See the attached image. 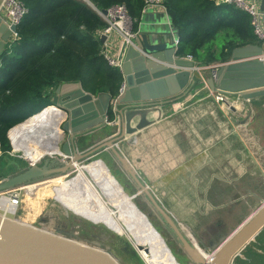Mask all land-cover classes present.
Segmentation results:
<instances>
[{
  "label": "water",
  "instance_id": "95a60500",
  "mask_svg": "<svg viewBox=\"0 0 264 264\" xmlns=\"http://www.w3.org/2000/svg\"><path fill=\"white\" fill-rule=\"evenodd\" d=\"M84 1L95 10L97 9L90 0ZM259 2L264 19V0ZM101 12L107 14V9H101ZM17 28L15 24L9 26L7 19L0 14V55L6 50L12 32ZM164 31L160 32L153 28L139 29L133 38V43L123 42L120 45L118 59L122 61L124 81L117 96H112L109 92L95 95L86 91L80 81L58 84L52 98V105L61 110L63 119L47 120L44 124H39L35 132L29 135L42 147L55 149L54 154L46 153L38 161L30 162L23 171L1 179L0 194L20 185L47 181L59 176H66L68 182L78 173L75 163L89 161L96 153L110 150L161 219L172 228L191 259L190 264H264V199L262 196L254 193L263 204L242 225L230 234L222 230L217 232L214 237L212 236L213 239L205 244L195 235L185 232L182 225L159 202L143 176L135 170L120 149V143L125 140L136 143V136L127 135L132 118L142 112L151 113L159 106L177 100L197 84L196 73L206 69L191 57L179 56L174 45L176 36L174 31L172 29ZM106 38L105 34L102 35L101 41L105 42ZM214 68H211L215 71L214 74L205 79L212 91L228 96L239 95L247 103L264 96V45L250 43L235 47L232 49L230 60ZM110 109L115 112L116 119V123L112 124L120 125V129L110 137L81 151L78 143L82 135L93 134L106 125H112L107 123L110 119ZM232 110L236 108L233 107ZM57 124L61 132H55L54 128ZM12 129L8 136L15 149L10 137ZM54 157H56L55 164L51 163ZM43 160L45 161L42 163ZM100 162L106 167L102 160ZM107 170L110 173L108 168ZM111 176L114 186L118 188L116 191L128 197L126 204L130 210L141 217L143 226L145 225L149 232L159 237L164 248L172 254L167 240L156 229L148 215L138 208L131 197L124 192L118 180L112 174ZM64 183L65 180L62 185ZM109 205L117 209L115 212L118 213L119 209L112 202L109 201ZM75 214L97 223L86 216ZM105 225L110 230L121 234L109 225ZM126 237L140 254L142 250L151 252L149 243L147 246L135 239H130L127 235ZM199 247L205 248V251H207L206 248L214 250L209 262ZM0 264L122 263L111 252L101 247L67 238L60 233L38 227L19 218L0 214Z\"/></svg>",
  "mask_w": 264,
  "mask_h": 264
},
{
  "label": "rangeland",
  "instance_id": "374dc122",
  "mask_svg": "<svg viewBox=\"0 0 264 264\" xmlns=\"http://www.w3.org/2000/svg\"><path fill=\"white\" fill-rule=\"evenodd\" d=\"M209 72L211 73L212 69H210ZM200 79H203V77ZM202 83L205 85V82ZM197 84L194 86V89L199 87ZM55 89V87L48 88L46 92L51 94L53 98ZM204 89L207 88L205 87ZM204 92L206 93L207 91L205 90ZM205 93L203 94L204 98H202V101L212 96L211 94L206 96ZM199 98L200 97H196L191 100L189 104L195 105ZM202 101L200 100V102ZM176 109L177 111L181 110L182 106L174 108L173 110L175 111ZM171 111L172 110L169 112ZM257 115L258 118L254 123L252 122L250 127L252 131H250L252 135L251 156L253 155L259 159L258 161L261 163V167L260 165L257 167L260 171V175L251 176V178L259 179L257 182H217L218 178L221 176H208L209 163H206L207 165L205 162L201 164V162L195 160L197 163L195 165L197 168V171L195 169L196 174L186 175L188 180L194 182L193 185H191L190 182L187 183L190 184V186L184 184L186 188L183 191L179 187L182 184L181 176L176 173L178 170L174 169L179 167V162L183 157L186 156L187 158V155H189L188 153H190V150L186 145L190 146V148L196 147V154L199 159L201 157L209 158L212 145L221 148L227 138H229L230 141H234L239 148H242V140L236 135H233V131L231 130L226 131L227 135L230 134L229 136L224 135L221 139L212 135L210 128L203 130L204 133L201 131L199 135H196L193 130L186 134L184 130L179 128L177 123L174 125L175 132L174 128L168 131L166 129V122L168 120L165 119V115H159L154 118L150 113L142 112L130 120L127 129V135L129 137L138 136L137 144L125 140L120 143V149L138 173L143 176L145 170L149 172V177L144 178L146 184L154 192L159 202L171 212L174 218L182 223L186 229L187 227L194 229L196 231L194 232L198 236H202L208 242L221 230L230 234L237 227L242 225L244 221L263 204L262 200L257 199L254 195V192H256V194L262 196L264 199V112L258 109ZM203 124L204 127H210V123L207 124L203 122ZM119 129L120 125L118 124L106 125L98 132L90 134V136L82 137L81 142L85 145H82V147L78 146V148L82 151L89 145H95L110 137ZM176 142L179 143L181 147L175 145ZM28 143L34 144L33 139H29ZM181 148H183V151L178 150ZM14 151L15 149L9 153H4L0 148V180L23 171L30 164L28 160L23 158V152L13 154ZM253 156L251 167L256 164V162L254 163L253 161ZM55 160L56 157L51 160V163L55 164ZM100 160L105 163L110 174L118 180L124 192L131 197L141 211L148 215L156 229L167 240V244L175 258L181 264H190L191 259L176 236L167 230V225L164 220L161 219L157 211L136 186L110 150H102L93 155L89 161L84 160L81 164H88ZM44 161L45 160H43L42 163ZM188 163L194 165V160H190ZM186 178L183 179L185 180ZM228 178L233 179L234 177L229 173ZM246 179L250 180V177H246ZM79 180H81L80 182L83 186H86V188L90 190L89 183H87L83 177ZM18 187L23 188L21 191L23 203L16 209V213L7 212L6 215L8 217L26 219L38 227L60 233L67 238L101 247L111 252L122 264H147L144 257L134 248L126 235H121L110 230L102 222L95 223L76 215L67 210L59 200L52 196L41 198L39 206L37 205V207L29 200V195H27L25 191L26 185H20ZM179 192L184 196L182 197ZM30 197H32L34 201H38L36 198L37 195H31ZM245 202L248 203V206H244ZM234 205L236 206L235 212L232 213L231 217H228V213L232 211ZM123 210L131 212L127 204L124 205ZM3 213V210H0V214ZM137 216L138 222L136 224L141 226L139 231L140 239L138 241L152 244L157 249L160 259L175 260L168 254V250L164 248L161 240L157 236L156 239H152L151 236H153V233L149 232L145 228V225L143 226L141 217L138 214ZM127 217L129 218V213H126V218ZM220 218H224L228 221L229 225L219 227L220 229L216 230L215 233L211 228L216 220ZM187 233H189V231ZM206 250L207 257L209 253H214L212 248H206ZM211 257H208V259H211Z\"/></svg>",
  "mask_w": 264,
  "mask_h": 264
},
{
  "label": "trees",
  "instance_id": "16d2710c",
  "mask_svg": "<svg viewBox=\"0 0 264 264\" xmlns=\"http://www.w3.org/2000/svg\"><path fill=\"white\" fill-rule=\"evenodd\" d=\"M29 8L18 27L20 39L0 55V148L13 150L10 129L52 105L46 89L80 81L95 95L120 93L124 76L103 54L99 32L105 20L84 0H22ZM97 9L124 3L134 30L145 0H90ZM180 36L178 55L202 66L226 62L232 49L256 42L250 16L217 0H164ZM258 41V40H257ZM202 82L200 78L197 85ZM110 120L115 112L110 109Z\"/></svg>",
  "mask_w": 264,
  "mask_h": 264
},
{
  "label": "crops",
  "instance_id": "0c3cea01",
  "mask_svg": "<svg viewBox=\"0 0 264 264\" xmlns=\"http://www.w3.org/2000/svg\"><path fill=\"white\" fill-rule=\"evenodd\" d=\"M148 28H153L160 32H165L164 30L172 29V31H174L176 35L175 39L180 38L179 32L177 28L174 26L169 13L158 7H146L143 13L142 19L139 24V29H148ZM115 43L118 46L114 45L112 47L111 54L118 57L120 46L117 42ZM254 43L259 44L257 40ZM228 60H230V57L228 58ZM218 63H222V62H217L213 64H218ZM209 70L210 68H206L202 72V77L204 80L211 75L212 72L210 73ZM196 76L197 78H201V76L198 73H196ZM203 79L200 80L204 82ZM202 82H200L199 85H197L199 87H197L196 89H194L193 87L186 94L180 96L177 100L159 106L157 109L151 112L150 115H152L154 118H156L159 115L161 116L165 115V119L168 120L166 122L167 125L166 129L168 131L173 129L174 125L177 123L179 128L184 130L186 134H188L190 131L193 130L196 135H199L201 134V131L202 133H204L203 130L210 128V132L212 133V135H215L217 136V138L221 139L224 135H227L226 134L227 130L228 131L231 130L233 131V135H236L240 140H242L243 144L241 146L242 148H239L234 141H230L229 138H227L226 142H224V145L221 148H219V146L214 147V145H212L211 154L209 158L201 157L200 159L196 154L197 151L196 147L190 148V146L186 145L187 148L190 150V153H188L189 155H187V158L186 156L183 157L179 162L180 163L179 167L174 169V170H178L176 173L179 176H181L180 178L182 184L179 187L183 191L186 188L184 187V184L190 182L191 185H193L194 182L188 180L186 178V175L196 174L197 168L195 165L197 163L195 162V160H197V162H201V164H203L204 162L205 164L209 163L208 176L210 177H212L213 175L221 176L220 178H218L217 182H225V183L247 182V181L257 182L259 179L251 178V176L260 175V171L258 170L257 167L261 163L258 161L259 159H257L252 155L254 158L253 161L254 163L256 162V164L255 166L251 167L252 166V156H251L252 135L250 133L251 131L250 127L252 122L254 123L255 120L258 118L257 110L259 109V111L264 112V96L251 100L249 103H247V101L244 100L239 95L228 96V100L225 101L224 104L217 102L214 96H210L209 98L202 101V98H204L203 94L205 93L204 92L205 90L207 91L205 93L206 96L208 94L209 95L211 94V90L207 88ZM205 87L207 89H204ZM196 97H200L198 102L195 105H190L189 104L190 101L195 99ZM200 100L202 102H200ZM179 106H182L181 110L178 111L177 109L175 111L173 110L174 108H177ZM233 107H235L236 110H232ZM170 110L172 111L169 112ZM203 122L207 124L210 123V127L208 126L204 127ZM175 131L176 130L174 128V132ZM29 139H33V138H29ZM137 141H138V136H136V142ZM28 145L32 146L29 143ZM35 145L37 146V144ZM175 145L181 147V145L177 142L175 143ZM178 150L183 151V148ZM166 158L169 159L168 157ZM190 160H194V165L188 163ZM80 167L83 168L85 174L88 176V179H90L92 183L87 179V177L84 176V174H82L81 171H78L75 178H73L68 182L66 181L67 178L64 177L63 179H61V176L52 178L51 180L38 182L39 186L36 194L37 200L40 203L41 198L45 196H52L53 198L59 200L63 204V206L68 210H72L80 215L86 216L97 222L99 221L105 222L108 225H111L114 229L118 230L119 232H123V229L121 228L122 223L120 222L119 219H122L126 222L128 220L127 219L128 217L126 218V213L128 212L123 210L124 204L126 203L127 199L125 198V196H123V194L116 191L118 188L117 186H114L113 178L108 172L107 168L100 161L88 163L86 164L85 167L84 164H81ZM86 171H88L90 175ZM229 173L233 175L234 177L233 179L228 178ZM143 174H144L143 178L149 177V172L147 170H145ZM82 177L85 179V181H87V183H89L90 190L87 189L86 186H83L82 183L80 182L81 180L79 179H82ZM246 177H250V180H247ZM183 178L186 179L184 180ZM56 180H59L57 184H55ZM64 180L65 183L64 185H62V182H64ZM97 185L100 186L101 190H99ZM187 185L190 186V184ZM48 186L50 187L48 189L49 191L47 190V192L44 193L42 189ZM99 193L101 194V196L99 195ZM181 196L183 197L184 195ZM29 200H31V197H29ZM109 201L112 202V204H114L119 209L118 213L115 212L116 209L110 207ZM39 203L37 204L38 206ZM245 205L248 206V203L245 202L244 206ZM235 209L236 206L234 205L232 207V211L228 213V217H231L232 213L235 212ZM24 221L30 222L29 220L26 219H24ZM221 221L222 224H219V222ZM180 224L182 225L186 233L189 231L190 234L189 233L187 234L189 235L194 234L197 238H199L198 235L195 233L196 231L194 229L190 227H187L186 229L182 223ZM224 225L228 226L229 222L226 221L224 218H220L216 220L212 228L214 226L215 227L217 226L218 229H220L219 227H223Z\"/></svg>",
  "mask_w": 264,
  "mask_h": 264
},
{
  "label": "built area",
  "instance_id": "2783aa9c",
  "mask_svg": "<svg viewBox=\"0 0 264 264\" xmlns=\"http://www.w3.org/2000/svg\"><path fill=\"white\" fill-rule=\"evenodd\" d=\"M146 7H158L167 12L166 7L164 6V0H145ZM218 4L225 3L229 5H234L241 11L247 13L251 19V25L254 31V34L259 42V44L264 45V19L263 12L260 9L259 0H217ZM100 16L105 20L106 26L99 32V36L106 35L107 38L103 42V54L108 59L109 63L115 67L122 68V61L118 57L111 54V49L114 45L119 46L126 42L128 44L133 43V38L136 35L137 31L134 30V19L130 16L127 6L124 3L115 4L107 8V14H103L101 9H96ZM29 8L22 0H1L0 1V14L5 17L9 23V26L12 24L20 26L22 20L28 13ZM20 39V34L18 28L16 31L12 32V35L7 43V47L11 48L12 45ZM180 43V38L175 39L174 45L178 50ZM222 63L212 64L206 68L214 69L221 66ZM122 71V69H121ZM212 70V75L214 74ZM205 82V80L203 79ZM205 86L209 88L205 82ZM210 89V88H209ZM211 90V89H210ZM211 95L214 96L215 100L219 103H223L228 100V95L224 93L214 92L211 90ZM108 124L116 123V119L108 120ZM22 187H15L7 192H5L6 197H8L11 204L19 203V206L22 205ZM214 254V253H213ZM209 253L208 257L213 255ZM207 257V258H208ZM212 259V257H211ZM211 259H207L209 262ZM200 264V263H198Z\"/></svg>",
  "mask_w": 264,
  "mask_h": 264
},
{
  "label": "bare ground",
  "instance_id": "6f19581e",
  "mask_svg": "<svg viewBox=\"0 0 264 264\" xmlns=\"http://www.w3.org/2000/svg\"><path fill=\"white\" fill-rule=\"evenodd\" d=\"M197 73L202 77V71H199ZM62 114L63 113L61 112L60 109H56L55 110V109H51V108H45L44 110H42L39 113L35 114V116H33L28 121L22 123L19 126H16L14 129H12L11 132H10V137L12 138V141L14 142V146H15V151L13 152V154H16L18 152H23V158L25 160H28L29 162L38 161L46 153L53 154L55 149L44 148V147H42L39 144L38 141H37L38 142L37 143L36 141L33 140L34 144H30L32 146H29L28 145V140H29V138H32V137H29V135L32 132H35V130H36L37 126H39V124L40 125L44 124V122H46L47 120H53L54 118L55 119L56 118L63 119L64 116ZM54 129H55V132L56 131L57 132H61L60 131L61 129L58 128L57 125H55ZM35 144H37V146ZM75 164H76V166L78 168V171H81L82 174H84V176L87 177V179H88V176L85 174L83 168L80 167L81 163H75ZM85 166H86V164H84V167ZM64 177L67 178L66 176H61V179H63ZM88 180L90 181V179H88ZM58 182H59V180H56L55 184H57ZM38 186H39V183L26 185L25 191H26L27 195H29V197L31 195H36L37 191H38ZM97 187L99 188V190H101L99 185H97ZM49 188H50L49 186L46 187V188L44 187V189H42V190L45 193V192H47V190ZM99 195L101 196L100 193H99ZM126 198H128V197L126 196ZM30 201L35 206H37V204L39 203V201L38 202L34 201L32 197H31ZM126 201H128V199ZM11 202H13V201H9L8 197H6L5 193H1L0 194V210L1 211L3 210V212H4L3 214H6L7 212H12V213H16L17 212L16 209H17V206L19 205V203L18 204L15 203V205H13V204H11ZM22 203H23V196H22ZM119 220L122 223V226H121V228L123 229L122 233L124 235H127L130 239H132V240L135 239L136 241H138L137 238H136V235L134 234V232L132 231L130 226L128 224H126V222L124 220H122V219H119ZM138 242H140V241H138ZM161 242H162V240H161ZM141 243H144V244L147 245V242H141ZM162 244H163V242H162ZM150 248H151V252L150 253H147L145 250L141 251V255L144 257V259L146 260L147 264H179L178 261H175V260H163V259H160L159 256H158L157 249L152 244H150ZM201 248L202 247H199L201 253L205 256V258H207L206 251L203 248L202 249ZM166 250H168V249L166 248ZM168 252H169V250H168Z\"/></svg>",
  "mask_w": 264,
  "mask_h": 264
},
{
  "label": "flooded vegetation",
  "instance_id": "af4514ba",
  "mask_svg": "<svg viewBox=\"0 0 264 264\" xmlns=\"http://www.w3.org/2000/svg\"><path fill=\"white\" fill-rule=\"evenodd\" d=\"M84 136H90V134H86V135H82L81 137H80V142L78 143V146H81L82 147V145H85V144H82V142H81V138L82 137H84ZM90 146V145H89ZM89 146H87L86 147V149H88L89 148ZM126 204V203H125ZM124 204V205H125ZM67 209V208H66ZM68 210V209H67ZM69 211H71V212H74V211H72V210H69ZM128 213H129V218H128V220H127V222L129 223V226H130V228L134 231V234L136 235V238H137V240H139L140 239V236H139V231H140V228H141V226L139 225H137L136 223L138 222L137 221V214H135L133 211H127ZM74 213H76V212H74ZM78 214V213H77ZM134 214V215H133ZM133 219V220H132ZM95 221V220H94ZM97 222V221H96ZM99 222H102V221H99ZM102 223H105V222H102ZM128 223H126V224H128ZM105 224H107V223H105ZM219 224H222V221L221 222H219ZM108 225V224H107ZM167 225V230H169L170 232H172L174 235H175V233H174V231L172 230V228L168 225V224H166ZM111 228H113L111 225H109ZM220 226V225H219ZM218 229V227L216 226H214L213 228H212V231H215V233H216V230ZM116 230V229H115ZM118 231V230H117ZM119 232V231H118ZM121 234H123L122 232H120ZM152 237V239H156V236H151ZM199 238L198 239H200V241L201 242H203V243H208L202 236H198ZM157 241H158V239H157ZM144 242V241H143ZM164 245V244H163ZM202 249V248H201ZM168 254H170V252L168 253ZM173 254V253H172ZM171 255V254H170ZM174 259H175V261H178L176 258H175V256H173V255H171ZM178 263L179 264H181L179 261H178Z\"/></svg>",
  "mask_w": 264,
  "mask_h": 264
}]
</instances>
